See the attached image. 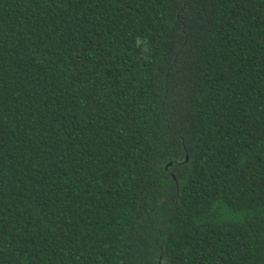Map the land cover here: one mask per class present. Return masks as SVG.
<instances>
[{
	"label": "trees",
	"instance_id": "16d2710c",
	"mask_svg": "<svg viewBox=\"0 0 264 264\" xmlns=\"http://www.w3.org/2000/svg\"><path fill=\"white\" fill-rule=\"evenodd\" d=\"M0 264H264V0H0Z\"/></svg>",
	"mask_w": 264,
	"mask_h": 264
},
{
	"label": "clouds",
	"instance_id": "9594fccd",
	"mask_svg": "<svg viewBox=\"0 0 264 264\" xmlns=\"http://www.w3.org/2000/svg\"><path fill=\"white\" fill-rule=\"evenodd\" d=\"M146 43H147L146 38L137 37V39H136L137 47L141 46L142 44H146ZM144 51H147V48H145Z\"/></svg>",
	"mask_w": 264,
	"mask_h": 264
}]
</instances>
